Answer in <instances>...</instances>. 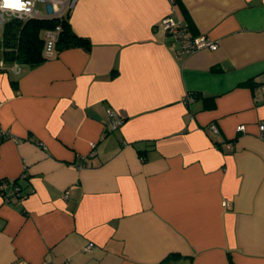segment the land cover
<instances>
[{
  "label": "crops",
  "instance_id": "1",
  "mask_svg": "<svg viewBox=\"0 0 264 264\" xmlns=\"http://www.w3.org/2000/svg\"><path fill=\"white\" fill-rule=\"evenodd\" d=\"M166 15L217 48L178 56ZM69 22L88 50L0 69L23 194L0 193V264H264V0H77Z\"/></svg>",
  "mask_w": 264,
  "mask_h": 264
},
{
  "label": "built area",
  "instance_id": "2",
  "mask_svg": "<svg viewBox=\"0 0 264 264\" xmlns=\"http://www.w3.org/2000/svg\"><path fill=\"white\" fill-rule=\"evenodd\" d=\"M38 1L45 3L44 8H39L37 6ZM77 0H26L28 2V12H13L11 10H0V49H3V30L5 24L12 18L17 19H29V18H42L49 15H59L67 8L74 6ZM172 1V0H171ZM160 28L167 34L171 35L178 46L176 49V54L178 56L193 52L201 48L216 49L217 44L213 42L209 37L205 35L191 36L188 33V28L185 23L174 18L173 16L166 15L159 21ZM59 26H56L54 29L46 30L44 32V51L48 56H51L54 53V45L58 37ZM6 61L3 58H0V69L4 68ZM15 69H19V65L16 62H13ZM185 100L191 101L192 96L187 95ZM122 123V118L119 116H114L112 120L106 125L107 130H113ZM213 134L218 133V127L215 124H210L209 126ZM245 126L240 124L236 127L237 131H243ZM259 128L264 130V124H260ZM91 146H94V143H91ZM12 183V182H11ZM11 184L0 183V193H4L3 196L5 199L11 197H18L19 186L14 183L13 187H10ZM6 191V192H3ZM18 198H21L19 196ZM92 243H89L85 246V250H91Z\"/></svg>",
  "mask_w": 264,
  "mask_h": 264
},
{
  "label": "trees",
  "instance_id": "3",
  "mask_svg": "<svg viewBox=\"0 0 264 264\" xmlns=\"http://www.w3.org/2000/svg\"><path fill=\"white\" fill-rule=\"evenodd\" d=\"M69 10L70 8H67L59 15L42 18L10 19L3 30V59L6 62H16L28 68L38 66L49 57L44 51V32L56 26L60 29L54 45V53L74 46L88 50L90 48L89 39L77 35L71 28ZM0 183L11 184L10 187L16 183L20 188L17 196L23 195L22 187L16 179L0 181ZM15 197L8 198V200Z\"/></svg>",
  "mask_w": 264,
  "mask_h": 264
},
{
  "label": "clouds",
  "instance_id": "4",
  "mask_svg": "<svg viewBox=\"0 0 264 264\" xmlns=\"http://www.w3.org/2000/svg\"><path fill=\"white\" fill-rule=\"evenodd\" d=\"M30 2V0H28ZM26 0H0V10H11L13 12H28Z\"/></svg>",
  "mask_w": 264,
  "mask_h": 264
},
{
  "label": "rangeland",
  "instance_id": "5",
  "mask_svg": "<svg viewBox=\"0 0 264 264\" xmlns=\"http://www.w3.org/2000/svg\"><path fill=\"white\" fill-rule=\"evenodd\" d=\"M37 6L43 8L45 6V3L38 1Z\"/></svg>",
  "mask_w": 264,
  "mask_h": 264
}]
</instances>
